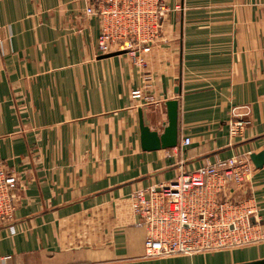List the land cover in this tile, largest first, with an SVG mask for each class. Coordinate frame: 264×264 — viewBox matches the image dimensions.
<instances>
[{"label": "crops", "instance_id": "0c3cea01", "mask_svg": "<svg viewBox=\"0 0 264 264\" xmlns=\"http://www.w3.org/2000/svg\"><path fill=\"white\" fill-rule=\"evenodd\" d=\"M91 0H0V161L19 202L0 226V264H238L264 258V164L237 191L263 240L200 255L145 256L130 195L181 171L264 151V0H163L149 49L101 58ZM180 86V93L174 88ZM141 88L153 102L130 97ZM178 143L145 151L138 111ZM247 120L230 136L231 121ZM190 143L180 147L183 138Z\"/></svg>", "mask_w": 264, "mask_h": 264}, {"label": "built area", "instance_id": "2783aa9c", "mask_svg": "<svg viewBox=\"0 0 264 264\" xmlns=\"http://www.w3.org/2000/svg\"><path fill=\"white\" fill-rule=\"evenodd\" d=\"M85 13L100 21L98 54L148 50L161 33L168 13L163 0H91ZM130 97L153 102L141 88ZM247 120L231 121L230 136L241 135ZM190 143L185 137L180 143ZM253 170L247 153L181 171L169 182L132 192L137 225L145 228V256L200 255L241 248L263 240L252 199L237 191ZM19 202L18 178L0 161V226L12 222Z\"/></svg>", "mask_w": 264, "mask_h": 264}, {"label": "water", "instance_id": "95a60500", "mask_svg": "<svg viewBox=\"0 0 264 264\" xmlns=\"http://www.w3.org/2000/svg\"><path fill=\"white\" fill-rule=\"evenodd\" d=\"M125 51H115L107 54H103L100 57H109L112 55L120 54ZM176 94L180 93V86L174 88ZM166 121L161 125L162 131L158 132L151 129L148 125L144 123L141 109L138 111V124L140 132V145L145 151H152L158 149H169L177 146L178 143V100L170 99L164 102ZM250 160L255 168H261L264 164V151L258 153H251ZM238 264H264V258L243 262Z\"/></svg>", "mask_w": 264, "mask_h": 264}, {"label": "rangeland", "instance_id": "374dc122", "mask_svg": "<svg viewBox=\"0 0 264 264\" xmlns=\"http://www.w3.org/2000/svg\"><path fill=\"white\" fill-rule=\"evenodd\" d=\"M123 51H125V50H123Z\"/></svg>", "mask_w": 264, "mask_h": 264}]
</instances>
